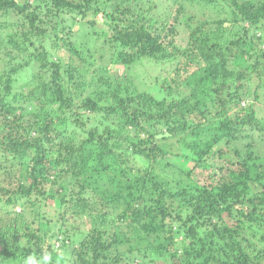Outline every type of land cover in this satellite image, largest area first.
Listing matches in <instances>:
<instances>
[{
  "label": "trees",
  "instance_id": "1",
  "mask_svg": "<svg viewBox=\"0 0 264 264\" xmlns=\"http://www.w3.org/2000/svg\"><path fill=\"white\" fill-rule=\"evenodd\" d=\"M23 1L0 0V264L45 255L64 264L65 253L71 264H142L134 254L165 264H263L241 243L257 233L243 237L240 224L264 226V169L246 158L264 121L243 99L248 83L254 98L264 92V0H144L139 14L128 0ZM64 14L90 28L86 17L100 18L130 51L126 64L170 61L185 74L150 91L103 75L105 90L74 104L63 64L45 50L64 48L92 66L75 46L88 32L72 31ZM152 14L160 23H139ZM176 25L188 33L183 49L174 46ZM80 70L67 63L68 79ZM19 76L26 92L15 90ZM213 150L233 168L223 181L199 184L193 172L211 168ZM165 167L178 186L162 179ZM207 221L213 227L201 232Z\"/></svg>",
  "mask_w": 264,
  "mask_h": 264
},
{
  "label": "rangeland",
  "instance_id": "2",
  "mask_svg": "<svg viewBox=\"0 0 264 264\" xmlns=\"http://www.w3.org/2000/svg\"><path fill=\"white\" fill-rule=\"evenodd\" d=\"M17 2H21L23 0H16ZM129 5H132L133 12L135 14H139L141 10L138 6L141 5L140 2L144 3V0H128ZM25 2V1H23ZM119 2V0H116V3ZM31 4V1H30ZM151 4L148 3L145 7H149ZM100 8H104L103 5H100ZM145 8H142V11H144ZM163 15H166L164 11H162ZM153 13V11H152ZM146 20H143L142 16L138 17L139 23H147L149 25L152 24V21H156L157 23H160V20L157 19L156 15L152 14L150 15ZM66 24L71 26V30L74 32H80V29L85 30L88 32V34H84L82 39H76L75 40V46L79 48V52L81 53L82 57L88 59V62L92 64L91 67L83 69L82 63L74 56L75 58H71L70 53L68 50L64 48H60L57 51L52 50L49 46L45 48L47 55L50 53L52 61L60 62L63 64L62 71L64 72V80L66 82V87L70 90V95L73 97L74 104H79L80 101L86 97H93L94 95L99 94L100 91L105 90L106 86L104 87L101 83L98 82L99 77H106V79L112 80V82H116L118 84H128L132 83L136 86L138 89H142V91H150V89L155 85L156 81H162L164 78H179L181 74H185L182 70L176 71L175 67H173L170 64V61L167 63H160V64H154L149 63L147 60H143L142 62H136L133 64H126L125 58L128 52H130L127 48H120L112 41V38L115 36L111 33L110 29L106 26H103L102 20L100 18L94 17V15H89L86 17L85 20L88 21H94L95 26L90 28L89 24H87L85 21L80 22V16L75 17L73 19H70L69 14L63 15ZM82 28H81V27ZM182 29V28H181ZM178 25H176V36H175V45L176 47H179L181 49L185 48L186 43L188 41V33L184 32V30H181ZM114 33V32H113ZM5 42V40H4ZM166 42V41H165ZM261 49H264V41L260 44ZM168 52H170V47L168 46L165 48ZM51 50L53 53H51ZM177 53H175L176 55ZM180 57V56H179ZM19 59L25 58L23 55H18ZM71 59V60H70ZM67 63H71L73 66H75L77 69H82L79 71L78 74L75 75V77L71 80L68 79L67 72ZM31 69L32 71H36V65L34 63H31ZM64 66H66V72L64 71ZM101 70L107 72L106 74L102 73ZM66 74V75H65ZM152 74V75H151ZM104 75V76H103ZM29 74L25 75V78H28ZM50 76V74H48ZM47 76V77H48ZM104 77V78H105ZM24 78V76L22 77ZM20 76L18 77V85L15 87L16 91L26 92L27 88L21 89L22 85H24V80ZM36 78L30 79L26 83L29 84V87L32 85H36ZM158 82V81H157ZM249 85V92L248 94H243L241 97H245L243 99H248L250 101V104L255 106V110H257L256 116L264 121V92L262 90H259L258 92V98H254L253 93L255 89H258L256 84H250ZM157 95L158 99H171L173 97L166 96L165 92H154ZM174 98H179L177 94H173ZM97 99V97H96ZM244 103L245 100H244ZM263 136V135H262ZM258 132L254 134V137L250 138V142L255 143V146L252 147L251 153L246 156L248 159L247 165L250 166L254 170L258 169H264V136L262 137ZM222 147L215 148V151L219 150ZM215 151L213 150V154L211 155V158L209 159L208 163L210 164L211 168L204 169V168H197L193 172V177L196 179V181L199 184H203L204 181L208 180L207 184H216L220 181H223V178H226L227 175V168H233L228 165V163L224 160L218 159L215 157ZM214 156V157H212ZM227 156L224 155V159ZM245 159V157H244ZM141 167L148 166V164L140 163ZM221 168V170H220ZM161 171L163 173L162 179L166 180L167 183L169 182V185H172L174 187L178 186V182L180 180L179 176H176L172 169L170 167H165ZM166 170V171H165ZM205 181V182H206ZM254 192H257L258 190L254 189ZM22 210L21 206H17L15 208V211L18 212ZM191 212V210H190ZM190 212H184L180 211L182 215H189L193 214ZM51 215V214H50ZM49 215V216H50ZM263 223H264V216ZM203 222L200 223L199 227L201 229V232H204L205 230L211 229L213 226L212 222ZM248 223V222H247ZM74 220L68 217V221L65 222V227L72 233L74 232L71 227L74 226ZM61 225V223H60ZM242 230H244V233L241 234L243 237L247 235L249 231L257 233V237L254 238H247V242H239L242 243V245L246 246L249 244L248 248H246V251L248 252L249 256L256 257L259 255L264 264V242H262L261 238L264 236V226L259 228L253 224L251 227L249 224H240ZM145 229H148L149 226L145 225ZM261 237V238H260ZM50 241V242H49ZM49 241H46V244H53L54 239H49ZM250 243L253 245L250 246ZM56 244V243H55ZM58 244H56L57 246ZM69 246V245H68ZM249 250V251H248ZM179 255V253H177ZM62 261L64 264H71L73 261H75L74 255L72 253H65ZM133 258H136V262H141L143 264V261H146V264H165L162 259H159L158 257H149L148 259L141 260L136 254L133 255ZM28 261V259H27ZM131 262V261H130ZM130 262L123 263V264H130ZM76 264V263H75Z\"/></svg>",
  "mask_w": 264,
  "mask_h": 264
},
{
  "label": "clouds",
  "instance_id": "3",
  "mask_svg": "<svg viewBox=\"0 0 264 264\" xmlns=\"http://www.w3.org/2000/svg\"><path fill=\"white\" fill-rule=\"evenodd\" d=\"M49 257L45 255L41 260H36L35 258L29 257L27 264H47Z\"/></svg>",
  "mask_w": 264,
  "mask_h": 264
}]
</instances>
